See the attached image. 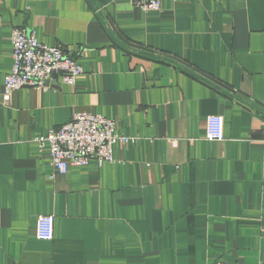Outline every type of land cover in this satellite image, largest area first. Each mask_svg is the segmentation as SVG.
Segmentation results:
<instances>
[{
    "label": "crops",
    "instance_id": "crops-1",
    "mask_svg": "<svg viewBox=\"0 0 264 264\" xmlns=\"http://www.w3.org/2000/svg\"><path fill=\"white\" fill-rule=\"evenodd\" d=\"M83 74L1 103L11 32ZM76 112L130 139L55 174L37 138ZM224 120L223 142L206 119ZM54 217L51 241L37 216ZM264 263V0H0V264Z\"/></svg>",
    "mask_w": 264,
    "mask_h": 264
},
{
    "label": "built area",
    "instance_id": "built-area-1",
    "mask_svg": "<svg viewBox=\"0 0 264 264\" xmlns=\"http://www.w3.org/2000/svg\"><path fill=\"white\" fill-rule=\"evenodd\" d=\"M163 0H127L143 12L159 11ZM13 64L4 77L1 103L7 106L11 95L18 89L47 91L58 81L73 85L83 74L77 60L60 45L47 46L36 39L35 32L15 28L10 36ZM224 120L211 115L206 119V140L223 142ZM130 139L115 133V123L101 115L76 112L69 122L49 130L36 139L40 148H46L55 174L65 175L70 167H85L90 161L98 165L113 162L112 148L116 143ZM54 217L39 215L35 224V237L51 241L54 234ZM264 264V263H262Z\"/></svg>",
    "mask_w": 264,
    "mask_h": 264
}]
</instances>
